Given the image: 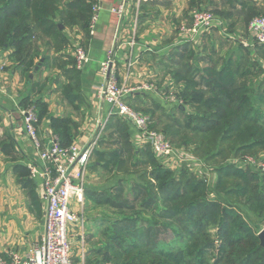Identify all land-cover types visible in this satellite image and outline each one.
<instances>
[{
  "label": "trees",
  "instance_id": "16d2710c",
  "mask_svg": "<svg viewBox=\"0 0 264 264\" xmlns=\"http://www.w3.org/2000/svg\"><path fill=\"white\" fill-rule=\"evenodd\" d=\"M62 1L65 9L61 8L58 21L56 14ZM94 1L0 0V50L12 49L10 58L29 80L43 56L37 46L39 37L51 39L48 44L58 40L63 49L69 40L67 25L71 29L80 27L90 35ZM187 1L189 9H210L222 20V26L213 27L215 30L233 33L235 23L226 28L224 21L232 16L231 10L225 13L218 5L206 8L200 0ZM236 3L240 5L236 14L243 18L246 27L254 15L263 16L251 0ZM58 36L63 39L61 42ZM254 41L256 58L237 37L235 42L240 43L242 53L235 60L215 59V53H211L214 45L207 59H202V51L191 45L195 41H183L182 68H169L157 86L164 100L171 95L172 87L177 91L184 104H176L172 110L184 115L185 128L203 136L202 144L196 148H202L203 142L211 138V143L216 139L237 143V153L264 150V78L255 87L264 74V45ZM68 64L65 74L70 80L61 86V92L77 110L86 104L80 94L81 70L77 69L75 59ZM30 86L31 93L21 97L19 105H34L39 122L49 116L52 134L62 147H69L79 137L81 124L72 114L50 115L48 103L33 96L45 89V83L30 79ZM154 114L151 110L149 115ZM170 142L175 143L173 139ZM185 142L184 146L191 143L190 139ZM218 155L205 151L200 158L206 162ZM93 156L104 174H116L124 168L129 173L115 175L100 190L86 189V200L92 201L95 208L108 211L101 218L93 256L87 260L91 264H264L259 230L242 209L244 205L261 215L264 225V174L230 163L215 168L217 181L210 185L205 176H198L206 169L202 162L197 170L186 163L180 164L179 169L173 168L157 158L149 144L135 148L129 121L117 115L108 120ZM16 171L23 185L32 188L30 195L38 205L30 170L17 164ZM231 178L237 179L233 186L228 185Z\"/></svg>",
  "mask_w": 264,
  "mask_h": 264
},
{
  "label": "crops",
  "instance_id": "0c3cea01",
  "mask_svg": "<svg viewBox=\"0 0 264 264\" xmlns=\"http://www.w3.org/2000/svg\"><path fill=\"white\" fill-rule=\"evenodd\" d=\"M101 1L104 8L100 11L95 34L88 35L86 38L85 45L87 49L82 45L90 60L81 70L79 76L80 94L86 99V104H82L85 111H82L81 116L77 114V111L81 112V107L77 110L73 109L61 92V86L70 80L65 74V70L70 67L66 60L67 54L71 52L70 47L65 46L57 52L48 44L51 39L39 37L37 46L43 56L38 63V70H36L37 65L31 73L33 77L30 76L31 80L46 84L43 91L33 94V96L39 97L48 103L50 115L66 116L72 114L74 119L81 124L80 135L76 139V142L80 144H87L93 139L97 132L98 120L106 121L107 124L111 117L116 116L108 117L110 106L99 97L97 92V85L103 79L100 74V63L106 57L108 51L110 49L114 50L121 82L127 79L125 73L128 70V62L133 61L132 73L130 71L129 78L126 80L127 84L130 83L136 86L156 84L155 86H157L158 77L163 75L164 78L169 68L174 70L182 68L180 66V56L183 52L181 49L183 35L178 32V27L171 28L169 25H162L155 29L152 25L160 23L158 18L164 17L165 11L169 9L174 12L173 18L177 21L181 20L182 25H190L193 20L194 8L189 9L187 0H144L141 2L139 9L136 8V1L133 0L128 14L120 25L118 16L111 11V8L118 6L121 0ZM205 1L209 5H219L218 0ZM205 1L200 0L202 6ZM232 1L236 3V0ZM251 2L259 4L257 3L258 0H251ZM236 13H238V10H236ZM234 23V30L240 31V33H233L236 37L225 31L224 33L221 28L218 30L222 38V42L219 44L222 58H233L235 60L241 55L240 43L235 42L237 37L241 43L249 47L252 56L258 57L255 54L254 35L247 30L245 34H242L243 31L237 25L239 22L234 21ZM173 25L176 24L173 22ZM67 32H69L68 29ZM215 32L217 30L213 28L191 44L197 51H202L200 53L202 59H207L210 54L209 49L212 47L211 44L214 45L212 37ZM132 40L135 42L133 49L129 44ZM208 41L209 46L206 43ZM11 53L12 49L0 50V65L5 63L3 70L0 72V258L6 260H9L14 252L26 256L40 243L45 232L47 208V203L42 194L41 179L33 178L30 174V179L34 183L37 194V205L34 204L30 195L32 188L23 185L16 171L17 164L28 167L30 162L39 165H42V163L33 141L24 130L22 118L18 111L20 98L31 93L30 79L28 80L24 70L12 61L10 58ZM202 63L200 62V64ZM163 78L161 81H163ZM152 92L155 93L152 95L153 97L149 96ZM149 97L156 102H158V98H162L157 91L148 89L136 91L126 96L128 102H136L141 99L149 102ZM49 125V116L44 117L38 124L40 137L44 141L52 136ZM130 138L135 148H142L144 145L139 132L131 123ZM101 174L102 169L96 158L92 156L88 169L87 188L100 190L104 184L100 179ZM87 205L94 209V213L87 217L84 211V224L80 223L75 226L71 232L74 245L77 241L79 244L77 251L75 249L74 252V264L93 263L87 260L93 256L94 239L97 238L101 218L108 215L106 209L95 208L90 200H86ZM75 229L79 232L75 233Z\"/></svg>",
  "mask_w": 264,
  "mask_h": 264
},
{
  "label": "built area",
  "instance_id": "2783aa9c",
  "mask_svg": "<svg viewBox=\"0 0 264 264\" xmlns=\"http://www.w3.org/2000/svg\"><path fill=\"white\" fill-rule=\"evenodd\" d=\"M132 1L121 0L118 6L111 8V11L118 16L120 25L128 14ZM134 1H136V8L139 9L144 0ZM103 8L101 0L93 6L90 22L91 35L95 34L99 14ZM222 24V21L213 13L207 10H194L192 24L182 25L179 30L183 35V41L194 42L203 32L215 26L221 27ZM249 30L256 41L264 45V16L254 17L249 23ZM129 44L133 49L135 42L132 40ZM74 56L76 67L80 70L90 60L82 45L76 47ZM133 64V61L128 62L127 79ZM4 66L5 63L0 65V72ZM118 73L114 50L110 49L100 63V74L103 79L97 85L99 97L110 106L108 117L117 115L128 120L139 132L142 141L151 146L156 157L163 163L173 168L186 163L193 170H197L202 165L201 162L191 163L184 153L177 152L162 132L151 127V116L137 111L126 101V96L136 91L144 89L157 91L155 84L130 88L126 82L127 79L120 82ZM167 99L176 100L172 94ZM18 111L24 130L33 141L42 163L39 165L30 162L28 168L33 178L41 179L42 194L47 203L45 232L40 243L29 254L22 256L14 252L9 260L0 258V264H74V238L71 232L75 226L85 222L88 169L94 150L103 134L106 121H97V132L89 143L80 144L75 141L69 147H62L53 134L47 141L40 137L39 118L34 105L27 108H22L19 105Z\"/></svg>",
  "mask_w": 264,
  "mask_h": 264
},
{
  "label": "rangeland",
  "instance_id": "374dc122",
  "mask_svg": "<svg viewBox=\"0 0 264 264\" xmlns=\"http://www.w3.org/2000/svg\"><path fill=\"white\" fill-rule=\"evenodd\" d=\"M218 1H219L218 7L221 10L225 11V13L230 11V10L233 12L231 17L224 18L226 28H229V24L234 23V21L236 23L239 22V23H237V25H239L240 30L243 31L242 34H245L248 31L249 24L246 27L245 23L243 21V18L239 17L236 14V10L240 8L239 5L237 3H234L235 1H231V0H218ZM97 2H98V0H95L92 3V7H91L92 12H93V6ZM205 3L203 2V7L209 8V3H207L206 1H205ZM257 3H259V4L254 3V5L257 6L258 9H260L261 12L259 15L264 16V0H258ZM64 4H65V1H62L61 5L59 7V10L56 14L58 21H61L60 11L62 10L61 8H63V10L65 9L63 7ZM200 10H207V11L213 13V11L212 10L210 11V9H200ZM74 12H76V11H74ZM183 13H184V11L182 12V14ZM173 14H174V12L170 11V9L168 11H165V14H164L165 16L164 17L161 16L162 18H160V17L158 18L160 23L155 24L154 26L152 25V27L155 29H158V27H160L162 25H169L171 28H173V27L177 28L178 27L177 29H178V32L180 33L179 29L183 23L181 22V20L177 21L175 18H173ZM255 16L256 15H254V17ZM215 17H217L219 20H221L217 15H215ZM178 19H179V17H178ZM252 19H253V17H252ZM173 22L176 25H173ZM66 27L68 28V31H69V32H67L68 38H69L67 46H68V48L70 47L69 50L71 51L69 54H67L66 60L70 61L71 59H75L74 53H75V49L77 46L83 45L87 49L85 42H86V38L88 36H87V31L84 32V30L80 27L72 28V29L68 25ZM89 30H90V27H89ZM234 32H235V30L233 31V33ZM236 33H240V31L236 30ZM58 39L60 42H61V40H63L61 38V36H58ZM212 42L214 44V48H213L214 50L212 49V52H211V50L209 49L210 52L215 53V55H214L215 59L222 58L221 49L219 48V44L222 42V38L220 37V34L218 31L213 34ZM206 43H207V46L210 45V44H208L209 41ZM49 46L55 50L57 49L56 50L57 52L62 50L61 49L62 47H59L60 44L58 43V40H52V43H50ZM211 46H212V44H211ZM257 67H259V64L256 65V68ZM126 73H127V71H126ZM131 73H132V70H131ZM162 78H163V75H162V77L161 76L158 77V85L161 82ZM263 78H264V74L259 76V79L255 84V87L260 83L259 81L262 80ZM135 86L136 85L128 83V87H130V88L135 87ZM154 94L155 93L152 92V94L150 93L149 96L153 97L152 95H154ZM171 94L175 96L176 100L172 101V100H168L167 98H165V100H166L165 101L164 96H163L161 99L158 98V103H157L149 97V99H148L149 102H146V100L141 99L140 101L129 102L130 103L129 105L131 107L135 108L139 112L143 111V112H148L150 114V111L154 110L155 114L153 116H151V121H152L151 127L153 129H156V130L162 132L168 140L173 139L175 142V143H173V147L176 149L177 152L184 153L185 156H187L188 159L191 161V163L202 162L205 164L206 169L204 171V174L201 172L198 174V176L200 178H204V176H205L208 183L210 185H214L216 183L217 177H218V175L215 171V168L217 166L227 165L230 163H234V164H237L239 166H244L247 168L249 167V170L252 172L258 171V172L264 174V150L261 148H256L251 152L242 151L240 153H237L236 152L237 146H238L237 143H235V142L224 143V142H219L217 139H216L217 142L213 141V143H211V140H210L211 138H208L203 142L204 146L202 148L201 147L196 148L197 145L200 146V144H202L201 141L204 138L202 135H197V134L193 133L190 129H187V128H185V126H183V123L185 121L184 115L179 113V112H175V110H172V107L175 106L176 104L183 105L184 103L182 102V100H180L177 97V91L175 90V88L173 89V87H172ZM80 107H81V109H80L81 112L77 111V114L79 116H81L82 111L83 112L85 111V108H83L82 105ZM189 109H188V111H189ZM189 112H191V109ZM174 133H175V136H174ZM188 139H190L191 143L184 146L186 143L185 140H188ZM205 151H211L213 153H219V155L217 157H215L212 161H206L205 162V161H202L203 160L202 158H200L202 153ZM131 158H132V156H130V159ZM175 167L179 169V167H181V165H176ZM142 168L143 167H141V169ZM127 173H129V169L124 168L123 170H119L116 172V174L114 173L112 175L102 173L100 179L105 183V181L112 179L115 175H116V177L117 176H126ZM236 182H237L236 178H231L228 180V185L233 186ZM242 209H243L244 215H246V217L249 219V221L253 225H255V228H258L256 230H259V233L261 231H263L264 225L260 221L261 215L250 211L249 209L245 208L244 205H242ZM85 213H86L87 217H88V215L91 216V214L94 213V209H91V206L87 205L85 207ZM75 230H76V231H74L75 233L79 232V231H77V229H75ZM94 240H95V242L97 241V239H94ZM78 245L79 244L77 241V243L74 245V252H75V249L77 251ZM76 258H78V257H76Z\"/></svg>",
  "mask_w": 264,
  "mask_h": 264
},
{
  "label": "water",
  "instance_id": "95a60500",
  "mask_svg": "<svg viewBox=\"0 0 264 264\" xmlns=\"http://www.w3.org/2000/svg\"><path fill=\"white\" fill-rule=\"evenodd\" d=\"M38 68L39 65L36 67V70H38ZM30 76L33 77V74H31ZM259 236L261 238L262 244L264 245V230L259 233Z\"/></svg>",
  "mask_w": 264,
  "mask_h": 264
}]
</instances>
